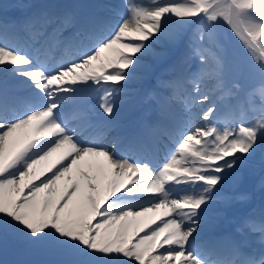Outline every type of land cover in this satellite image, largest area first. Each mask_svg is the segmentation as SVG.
I'll use <instances>...</instances> for the list:
<instances>
[{
  "label": "snow or ice",
  "instance_id": "obj_1",
  "mask_svg": "<svg viewBox=\"0 0 264 264\" xmlns=\"http://www.w3.org/2000/svg\"><path fill=\"white\" fill-rule=\"evenodd\" d=\"M92 5L0 0V71L23 90H0V252L10 247L18 257L0 264H264V241L259 259L235 245L230 254L239 259L209 258L220 248L213 229L227 208L247 198L241 185L254 165L264 174V116L221 130L213 122L214 103L202 110L199 125L186 119L190 106L172 108L175 95L147 103L154 87L175 92L195 80L188 65L196 58L205 64L213 44L221 86L231 69L232 38L250 58L249 75L264 83V0ZM37 28L51 29L61 46L76 49L74 56L46 66L38 55L8 46L10 34ZM134 80L145 100L136 143L172 145L158 167L147 157L118 155L116 144L84 137L63 118L65 102L82 82L104 93L99 107L110 124L117 93ZM209 100L194 90L193 105ZM20 130L26 142L10 152ZM128 200L139 203L120 206Z\"/></svg>",
  "mask_w": 264,
  "mask_h": 264
},
{
  "label": "rangeland",
  "instance_id": "obj_2",
  "mask_svg": "<svg viewBox=\"0 0 264 264\" xmlns=\"http://www.w3.org/2000/svg\"><path fill=\"white\" fill-rule=\"evenodd\" d=\"M132 3H135V2H132ZM224 30L225 29L222 27V29L220 31H224ZM227 46H228L229 51L232 53V64H231V69H230L228 77H230V79L233 78L237 82L241 83L243 85V87H246V90L248 92H250V95L253 94V92L251 93V90L255 86H259L260 88H264V83H262L258 77H253V76L249 75V73L247 72L246 69H247L248 61L250 58H249L247 52L241 47L240 42L238 40H236L235 38H232L231 40H228ZM155 50L159 51L160 48H157ZM216 53H217L216 45L215 44L210 45L208 52H207V63L201 65L200 60L198 58H196V61H194L195 59H193L190 62V64L188 65V71L189 72H191V70L199 71V72L207 71V74H211L212 76L215 77L214 74L216 72V60H215ZM126 54H130V53H126ZM256 55H258V53ZM252 62L255 63V59H252ZM167 74H169V73H162L163 79H166ZM170 78H171V76L168 77L167 79H170ZM213 79H215V78H213ZM137 81H139V80H137ZM139 83H141V82H139ZM226 84H228V83H226ZM139 91H142V87H141V90H139ZM227 95H229V94H227ZM245 95H246V93H245ZM130 98H132V97H130ZM250 99H251V104L254 103L255 96L254 95L250 96ZM257 100L259 101L258 98H257ZM260 104H261V107L255 111V116H256V118L258 117L261 119V117L264 116V102L261 101ZM247 118L248 117L246 115V118H244L243 121H245ZM239 124H240V122H239ZM22 138H23L22 135L20 137H19V134L17 135V139L21 140ZM14 145H15V142L11 144L9 151L14 149ZM86 165H87V163H86ZM256 165H259V164H256ZM254 169H255L254 172H252L247 177L246 181L241 185V190L250 188L251 184L255 180V176L257 175L258 171L261 173L260 176L264 175V174H262L260 167L254 168ZM85 172H86V170H85ZM248 202L252 205L250 200H248ZM17 258L18 257L16 256V254L12 251V249L10 247L4 252H0V259H6L8 261H12V260L17 259Z\"/></svg>",
  "mask_w": 264,
  "mask_h": 264
},
{
  "label": "bare ground",
  "instance_id": "obj_3",
  "mask_svg": "<svg viewBox=\"0 0 264 264\" xmlns=\"http://www.w3.org/2000/svg\"><path fill=\"white\" fill-rule=\"evenodd\" d=\"M73 1H75V0H71V2H73ZM48 2H49V4L67 5L68 0H61L60 2H58V0H49ZM103 2L112 3V4H121V3H123L120 0H115L116 3H113L111 0H103ZM134 4H140V5L144 6V7H150L153 4V0H142V2L139 1L138 3H134ZM157 48H160V47L157 45V46H155V49H157ZM103 55L106 56V55H109V54L106 53V54H103ZM12 79L13 78L9 74H7V73H5L3 71H0V87L3 86V85H5V84L10 83ZM215 81L216 80L213 79L211 76L203 77L201 79V81H200V84L199 85L203 89V91H201V92L207 94L210 97L209 102H207L206 104H204L203 107L206 109L208 106H210V104H213L214 103L217 106V109H220V108H222L224 106L227 107V108H231V104L230 103H232L233 100L235 99V97H237L238 92H234L232 95H230V94L229 95H227V94L226 95H222V92H220L216 88L217 85H216V82ZM230 84L231 83H228L227 86H229ZM199 85H197V87L200 88ZM224 89H226V87H224ZM154 97H155V95H154ZM160 97H165V96L164 95H161ZM160 97L158 96L156 99L154 98L152 100H149V101H147V103L150 104V105H155L157 103V100ZM138 101H139L138 102L139 103L138 105H140L142 102L145 103L144 97L138 98ZM212 101H213V103H212ZM85 102H87V100ZM172 108L173 109H176V110L179 109V107L178 106H175V105H172ZM22 133H23V130H20V131H18L17 133H15L13 135V138H11V140H10L9 148H10L11 144L14 143L17 140V135L19 134V136H21ZM25 139H26V137H25ZM17 144H16V146H17ZM81 168H82L83 171H85V170L88 171V167H87L86 164H83L81 166ZM153 215H154L153 213H148L147 214V217H151Z\"/></svg>",
  "mask_w": 264,
  "mask_h": 264
}]
</instances>
